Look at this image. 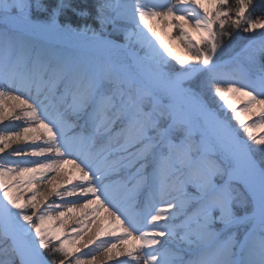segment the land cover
<instances>
[{
	"label": "snow or ice",
	"instance_id": "obj_1",
	"mask_svg": "<svg viewBox=\"0 0 264 264\" xmlns=\"http://www.w3.org/2000/svg\"><path fill=\"white\" fill-rule=\"evenodd\" d=\"M0 264H264V0H0Z\"/></svg>",
	"mask_w": 264,
	"mask_h": 264
}]
</instances>
